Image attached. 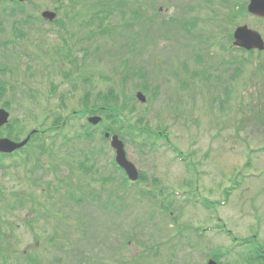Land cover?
<instances>
[{
    "label": "rangeland",
    "instance_id": "obj_1",
    "mask_svg": "<svg viewBox=\"0 0 264 264\" xmlns=\"http://www.w3.org/2000/svg\"><path fill=\"white\" fill-rule=\"evenodd\" d=\"M201 1L0 0V107L20 139L43 131L0 158V264H246L241 242L264 243V51L222 38L240 24L264 38V19L240 11L248 0L233 19L235 0ZM125 100L151 129H116L142 176L127 188L101 139L107 108L80 137L82 108Z\"/></svg>",
    "mask_w": 264,
    "mask_h": 264
},
{
    "label": "trees",
    "instance_id": "obj_2",
    "mask_svg": "<svg viewBox=\"0 0 264 264\" xmlns=\"http://www.w3.org/2000/svg\"><path fill=\"white\" fill-rule=\"evenodd\" d=\"M16 4H18V3H16ZM105 4L107 5V3H105ZM105 9H108V11L111 10V8L107 7V8L101 9L100 12L105 14ZM11 11L12 12H15V11L17 12V11H19V9L18 8H14ZM233 17L234 16L231 15L229 18L233 19ZM195 24H196L195 20H187V21L185 20L184 24L182 25V28H184L186 31L189 32V28L194 27ZM105 31L106 30L103 29V28L99 29L100 33H103ZM261 68L264 71V66H261ZM109 104L110 103H105L104 105H98V103L95 102V104H93L92 106L86 105L84 108H82V111H81L80 114L82 116H86L87 114H90L92 112L98 111L101 107L107 108L108 109V111L106 112L107 115H104L105 120H106V124L103 125L104 127L102 129V134L105 131H115L116 129H118L120 131L121 130L125 131V129H129L130 130L132 128L134 129V131H135L137 136H140L141 134H143L145 132L146 133H150L151 129L146 124L141 126V127H138V126L132 127L130 125V121H129L130 120V118H129L130 115L127 116L125 111L126 110H128L129 112L134 111V109H135L134 105L129 104V109H126L125 107H127V105H128V102L126 100L124 102H120V103L115 102V104H112V105H109ZM113 112H115V115H110V114H113ZM57 125H56V122H54L49 127L50 131L51 132L57 131V129L59 128V126H57ZM11 126L12 125L10 123L6 127V130H7L6 134L9 137L18 138L19 135H20V132L18 131V129L16 127H14L13 129H10ZM130 126L132 128H130ZM89 128H90V125L86 123V126H83L84 130H83L82 133H80V137L83 136L84 138H86L88 140H92L95 134H93V132L89 131ZM155 133L157 134V136L159 138L166 137V135L162 134L163 132H161V131H155ZM37 136L40 137L39 134H38V135H35L34 138H37ZM101 139H103L105 141L104 136H101ZM41 145H42V143H41ZM40 147H42V146H40ZM179 155H180V152H179ZM5 156H7V155H2L1 157H5ZM106 181H110V180H106ZM120 184L123 185V186H128V184H129L128 183V179L126 177H124V179L121 180ZM83 187L88 189L87 192H88L89 195H92V193H96V190L94 188H92L90 185L83 186ZM93 197L97 200V197H95V195H93ZM244 243H248V245H249L247 247L246 252L242 253L243 260L245 261V263L246 264H264V244L257 242V240L253 239V237H250L249 239L244 241ZM55 258L57 260L58 259L60 260L59 256H56ZM31 262L34 264L32 259H31Z\"/></svg>",
    "mask_w": 264,
    "mask_h": 264
},
{
    "label": "water",
    "instance_id": "obj_3",
    "mask_svg": "<svg viewBox=\"0 0 264 264\" xmlns=\"http://www.w3.org/2000/svg\"><path fill=\"white\" fill-rule=\"evenodd\" d=\"M248 12L255 15V16H262L264 17V0H250L248 5ZM42 16L52 19L55 16L54 12L51 11H43ZM234 44L238 46H243L246 49L251 48H264V42L260 34L248 28L246 25L238 26L234 32ZM138 98L141 101L145 100L144 95L141 92L137 93ZM8 112L3 108H0V126L5 124L8 120ZM99 120V117H91L89 121L95 123ZM109 134H106L108 136ZM28 138L24 139L23 141L17 142L11 140L7 137L0 138V152L7 153L12 152L17 148H20L27 142ZM111 145L116 151V161L117 163L125 169L126 173L131 179H136L138 176V171L135 165L126 158V153L124 150V144L119 139L117 135H113L111 137ZM207 264H218L215 260L210 259Z\"/></svg>",
    "mask_w": 264,
    "mask_h": 264
}]
</instances>
